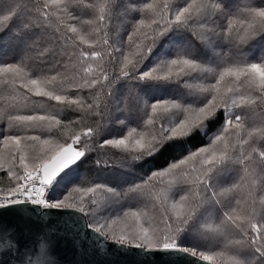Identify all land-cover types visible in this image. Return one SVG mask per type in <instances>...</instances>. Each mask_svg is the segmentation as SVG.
<instances>
[{"label": "snow or ice", "instance_id": "6c2138e0", "mask_svg": "<svg viewBox=\"0 0 264 264\" xmlns=\"http://www.w3.org/2000/svg\"><path fill=\"white\" fill-rule=\"evenodd\" d=\"M129 2L130 9L126 11L135 13L132 30L126 41L110 43L107 0L98 7L97 15L87 20L74 14L80 0H31V7L25 5L27 16L16 0H0L3 13L0 26L7 27L17 18L19 22L12 34L24 46L25 53L35 52L41 62H47L48 58L53 61L52 68L57 69L55 74L49 69L48 74L34 78L22 66L23 60L0 66V88L6 93L0 95V121H6L9 130L18 128L25 133L0 132V143L10 149L6 160L0 157V168L8 163L7 175L12 185L0 189V209L25 204L43 209H71L91 216L87 227L121 247L187 254L209 264H216L217 257L221 258L220 264H264V145L257 147L255 143L256 139H264V114L260 115L259 126L246 127L249 110L264 105V62L235 59L214 71L190 50L179 48L174 56L157 55L152 66L142 70L159 40L170 32L196 30L193 34L201 44L213 51L215 45L222 43L239 49L264 36V0ZM42 41L47 43L42 46ZM106 59L117 65L118 72L114 75L104 66ZM89 61L99 63L93 68ZM204 73L212 75L214 82L190 85L184 79H198ZM119 81L136 84L182 81L194 99L192 103L178 99L151 103L145 100L147 119L143 124L129 127L119 120L121 126L128 128L127 135L105 138L98 145L101 149L105 146L121 149L132 153V159L138 161L153 156L169 141L183 140L198 130L207 135L208 124L221 120L207 146L188 153L166 169L153 171L123 192V196L142 197L146 209L149 206L158 209V222L150 217L145 219L146 210L125 212L123 217L101 215L109 201L119 200L122 195L104 184L76 187L74 190L81 193L78 199L61 191L64 178L86 156L93 137L102 133L101 121L109 108L108 98L114 97L113 89ZM92 89L97 90L92 93ZM85 91L89 96L83 95ZM33 97L55 102L41 105L54 111L20 114L36 105ZM64 109L81 114L68 122L69 127L88 116L100 119L95 127L74 130L69 137L71 143L27 134L40 128L63 134L65 125L58 113ZM164 113L182 118L165 120L157 126V118L162 119ZM82 137L86 138L83 148H75ZM96 163L99 165L100 161ZM232 165L239 167L230 169ZM230 170L238 178L224 186L222 178ZM243 188H247L244 195H233ZM98 192L102 194L100 199L96 196ZM194 229L201 235L212 233L222 238L225 251L198 252L196 247L184 246Z\"/></svg>", "mask_w": 264, "mask_h": 264}, {"label": "trees", "instance_id": "16d2710c", "mask_svg": "<svg viewBox=\"0 0 264 264\" xmlns=\"http://www.w3.org/2000/svg\"><path fill=\"white\" fill-rule=\"evenodd\" d=\"M16 3L20 5V11L27 16V4L31 7V0H16ZM104 3V0H80V3L74 8V14L78 15L81 20H87L94 18L97 15L98 7ZM109 5V15L110 20L108 21V35L110 38V43L115 41H126L127 35L131 32V25L134 22L132 17L135 15L131 10L126 11V8L130 9L129 0H107ZM132 4L141 3V0H131ZM174 3L183 4V0H174ZM89 5H93L89 7ZM3 14V13H0ZM17 18H13L9 22L7 27L0 26V66L8 63H21L22 66H26L33 74V77L48 74L49 69H51V74H55L57 69L52 68V63L48 58H45L47 62H41V59L35 52L26 54L24 46L18 42V40L13 36V31L16 29L18 24ZM86 27V26H85ZM196 30H186L182 32H170L164 37H162L157 43L154 53L145 62L148 63V67H151L153 60L157 55L164 54L168 46L172 42L178 43L182 48L190 50L193 55L199 58L200 61L204 63L212 62L214 71H218L220 66L226 63L232 62L235 59H243L251 62V54L255 53L256 49L262 44H264V36L257 37L256 39L249 41L247 44L242 45L239 49L233 47L228 43H222L214 46V51L212 47H205L201 44L200 40L194 35ZM47 41H42V46L45 45ZM97 50H100L97 48ZM168 52V51H167ZM175 53H169L168 55L174 56ZM119 55V54H117ZM110 59V58H109ZM257 63L264 62V51L255 58ZM89 63L96 68L99 61H89ZM104 66L113 75L118 72V67L114 63H109L108 59L104 62ZM152 63V64H150ZM208 66V65H207ZM62 71V69H60ZM76 71L77 69H71ZM147 70V68L145 69ZM198 75V74H194ZM190 85H198L209 82H214V77L208 74L207 77L199 76L198 79H193L192 77H185ZM17 85H19V80H17ZM100 87L99 85L97 86ZM97 89H92V93H95ZM20 92H24V89H19ZM114 97L108 98L109 108L107 114L101 121L103 131L99 136H94L90 149L86 152V156L82 158L81 162H78V167L73 166V170L68 176L64 178L61 185V191L63 195H68L71 193L73 195V188L80 187L85 188V186L93 187L95 184H104L107 187H112L116 191L121 192L120 198L131 197L132 204L128 205L127 201H119L121 203L114 204V201L108 202L107 206L103 208L101 215L106 217H122L125 212L141 211L145 207L146 201L137 196L136 194H129L128 196H123L130 185L134 183L142 182L146 179L153 171L166 169L171 163L179 161L180 159L186 157L188 153L194 152L200 147L207 146L210 138L217 132L220 128L221 120L217 119L208 124V134L204 135L203 130L196 131L193 135L183 139V140H173L164 144L160 150L151 157H145L141 160H133L132 153L122 151L117 148H112L111 146H105L104 148H99L98 145L103 142L105 138H122V136L127 135L128 128L121 126L118 121L124 120L129 127H136L137 125H142L144 120L147 119L144 108V101L147 100L151 102L163 101L165 99H178L185 103H192L194 97L189 95V87L185 86L181 82H159V81H148L136 84L135 82L129 83L127 81H119L114 86ZM3 89L0 88V95H5ZM74 95V94H73ZM85 96H89V92L85 91L83 93ZM37 102L34 107L24 109L20 114H44L45 111L52 112L54 109H49L47 107H42L41 105L55 104V102L47 101L46 98L33 97ZM89 102H91L89 100ZM2 106V104H0ZM264 105H258L254 110H249L248 120L246 121V127L251 128L259 126L260 123L255 121L254 114L261 113ZM103 110V105H101ZM150 112V109L147 110ZM256 111V112H255ZM80 113L73 112L70 109H64L58 113V118L64 121L63 134L58 131L49 132L47 128H40L35 131L29 132V135H39L41 139L53 138L59 143H71L69 139L70 136L74 134V130L86 129L88 127H95L96 120L100 119L94 116H88L86 120H81L80 124H73L69 127L68 122L75 120L80 117ZM162 116H166L163 114ZM182 118L174 115V119ZM163 119V117H162ZM160 120V121H159ZM160 117L157 118V126L161 123ZM139 130V129H138ZM0 132L5 134H21L24 135L23 131L18 128H13L9 130L6 121H0ZM246 134V133H245ZM244 135V133H242ZM245 136V135H244ZM86 142V138L81 139L80 144L74 145L75 148H83ZM256 146L261 147L264 145V139H256ZM2 143H0V152H2ZM247 148V146H245ZM96 161H100L98 165ZM238 165L230 166L232 168H238ZM230 173L235 171H229ZM118 177H120L119 180ZM227 184H229L227 182ZM12 186L10 179L6 182L1 183L0 189H7ZM84 186V187H82ZM157 188L159 184L156 185ZM70 194V195H71ZM237 193H235L236 195ZM92 194H89L91 197ZM107 195V193H103ZM98 199L101 198L102 194L100 192L96 193ZM124 200V199H123ZM159 212V211H158ZM93 218L91 216L87 217L88 223L91 222ZM158 222V220L154 221ZM194 229L192 234H195ZM207 237V236H206ZM209 238H207L208 241ZM215 241V237L212 238ZM225 243V242H224ZM222 243L220 247L224 246ZM219 244V243H218ZM184 246L196 247L197 251H202L197 246L187 242Z\"/></svg>", "mask_w": 264, "mask_h": 264}, {"label": "water", "instance_id": "95a60500", "mask_svg": "<svg viewBox=\"0 0 264 264\" xmlns=\"http://www.w3.org/2000/svg\"><path fill=\"white\" fill-rule=\"evenodd\" d=\"M88 224L71 209H0V264H209L187 254L121 247Z\"/></svg>", "mask_w": 264, "mask_h": 264}, {"label": "rangeland", "instance_id": "374dc122", "mask_svg": "<svg viewBox=\"0 0 264 264\" xmlns=\"http://www.w3.org/2000/svg\"><path fill=\"white\" fill-rule=\"evenodd\" d=\"M179 48H182L181 46H179L178 45V43H176V42H172L169 46H168V48L166 47V49H167V51L164 53V54H161V55H168L169 53H176V51L179 49ZM264 51V44L262 45H260L259 47H258V49H256V51H254L255 53H253V54H251V57H250V60H251V62H256V60H255V58L258 56V55H260L262 52ZM150 64H152V63H150ZM213 63L212 62H208L207 63V65H208V67L209 68H211L212 69V67H213V65H212ZM148 63H145V66L143 67L144 69L143 70H145L146 68H148ZM94 67V66H93ZM202 76H204V77H207L208 76V73H204ZM256 112V111H255ZM261 113H255L254 114V117H255V121L257 122V123H260L261 121H260V115L261 114H264V107H263V109H261V111H260ZM164 114H166V116H162L163 117V119H161V121L163 122V121H165V120H169V119H173L174 120V114L173 113H164ZM160 121V120H159ZM161 122V123H162ZM244 135L246 136V134L244 133ZM2 152H0V157H3V158H5V160L7 159V155H8V151L10 150V149H5V147H4V145L2 144ZM75 147V146H74ZM121 150V149H120ZM191 166V162L189 163V167ZM8 168H9V165H8V163L7 162H5L4 163V165H3V167L2 168H0V185H1V183H3V182H6L7 181V179H9V177H8V175H7V172H8ZM238 177H237V174H236V172H232V173H230V172H227V173H225L224 174V177L222 178V183H223V185L224 186H228L229 184H231L232 182H234V180L235 179H237ZM118 179L119 180H122V179H120V177H118ZM227 182L229 183V184H227ZM82 187H84V186H82ZM86 187H89V186H85V188ZM75 188H73L72 189V191H73V195L71 194V193H69L68 195L70 196V198H76V199H78L79 198V196L81 195V193H78V192H76L75 190H74ZM247 192V188H243L242 190H240L236 195H244L245 193ZM71 194V195H70ZM233 195H235V194H233ZM124 199V200H123ZM177 199H178V196H177ZM229 199H231V197H229ZM119 201H127V203H128V205L130 204H132V202H131V197H127V198H120L119 200H115L114 201V204H118V203H121V202H119ZM110 203H111V201H110ZM147 211L148 212V217H145V219H148L149 217L150 218H152V220L153 221H156V220H158L159 219V212H158V209H153V208H151L150 206L146 209L145 207L143 208V210H141V211ZM124 214V213H123ZM122 217H123V215H122ZM209 222H211V221H209ZM195 234H191L190 235V237H189V239H188V242L190 243V244H193V245H195V246H197L199 249H201L202 251H206V252H209V253H213V252H222V251H225V249H224V246H222V247H220L219 248V246L222 244V243H224L225 241L222 239V238H218L215 234H212V233H209V234H207V235H201L200 234V232L197 230H195V232H194ZM207 236V237H206ZM213 237H215V241H213ZM207 238H209L208 239V241H207ZM109 240H111L110 238H109ZM112 241V240H111ZM219 243V244H218ZM220 262H221V258L220 257H217L216 258V264H220Z\"/></svg>", "mask_w": 264, "mask_h": 264}, {"label": "built area", "instance_id": "2783aa9c", "mask_svg": "<svg viewBox=\"0 0 264 264\" xmlns=\"http://www.w3.org/2000/svg\"><path fill=\"white\" fill-rule=\"evenodd\" d=\"M47 195V194H46Z\"/></svg>", "mask_w": 264, "mask_h": 264}]
</instances>
